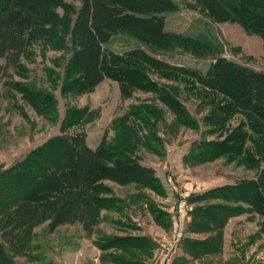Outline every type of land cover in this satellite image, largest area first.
<instances>
[{"label":"trees","instance_id":"trees-1","mask_svg":"<svg viewBox=\"0 0 264 264\" xmlns=\"http://www.w3.org/2000/svg\"><path fill=\"white\" fill-rule=\"evenodd\" d=\"M77 1L79 5L64 0H36V11L18 22L14 17L22 2L0 0V78H11L18 71L20 56L28 43L36 42L50 49H64L68 43L71 53L63 70L62 94L89 92L103 78H108L117 82L123 97L134 88L153 93L174 114L175 121L190 125L193 121L176 97L178 86L169 89L159 85L149 77L148 71L156 72L159 77L184 80L185 91L193 92L202 103L211 105L206 120L212 126L222 129L233 115L242 116L221 140L203 141L195 153L196 157H202L198 160L222 155L248 168L264 161V73L219 56L222 41L209 21L195 17L184 32L173 33L163 29L166 15L178 8L173 0ZM194 2L189 6L197 8L212 22H236L246 33L257 34L264 44V0H232L224 8H220L217 0ZM117 34L126 35L127 44L135 45L120 52L104 48L103 44ZM142 46L152 53L163 54L178 47L193 58L208 56L212 60L202 73L169 64L145 52ZM13 88L38 112H43L47 102L54 110L55 102L45 92L18 82H13ZM37 103H40L38 109ZM148 109L142 103L129 107L113 122L118 134L113 143L102 138L97 146L90 148L82 132L66 133L70 127L90 119L85 115L86 109L68 106L60 123V134L48 138L20 161L0 169V264H14L4 247L6 237L12 238L9 247L16 245L47 217L54 224L76 220L87 229L96 224L101 210H119L121 201L110 193L105 180L122 185L133 183L161 193L153 170L138 164L133 154L140 139L136 121L148 127L145 145L149 139L159 140L144 115L151 113ZM152 109L153 116L158 115L159 109ZM234 186L246 190L239 195L240 200L264 218V166L255 179ZM147 208L157 223L167 225L161 217L163 213L151 205ZM233 214L231 209L223 207L191 209L190 230L215 228L217 233L201 241L184 238L186 252L192 256L217 252L221 226L225 217ZM107 242L108 246L102 243L98 247L120 248L131 256L125 259L108 254L117 264H145L138 256L150 255L154 247L148 236L129 233L125 237L108 238Z\"/></svg>","mask_w":264,"mask_h":264},{"label":"rangeland","instance_id":"rangeland-1","mask_svg":"<svg viewBox=\"0 0 264 264\" xmlns=\"http://www.w3.org/2000/svg\"><path fill=\"white\" fill-rule=\"evenodd\" d=\"M19 1L22 2L21 10L14 17L18 22L23 16L32 15L36 11V0ZM64 1L79 5L77 0ZM229 1L232 0H217V3L220 8H224ZM173 2L178 4V8L164 18L165 31L184 32L195 17H201L211 23L222 41L223 48L219 56L264 73V44L257 34L246 33L236 22H212L197 8L189 6L195 4L194 0ZM128 40L126 35L117 34L103 45L104 48L120 52L135 45L130 42L127 44ZM142 49L169 64L196 69L202 73L212 60L208 56L193 58L178 47L166 54L152 53L144 46ZM70 53L68 43L64 49H50L30 42L20 56L18 71L14 72L11 78H0V169L20 161L48 138L60 134V123L68 106L85 108V115L90 119L70 127L66 133L82 132L86 145L94 148L102 138L113 143L118 135L113 125L114 120L123 116L132 105L142 103L151 111L150 114H143L148 117L153 126L150 130L159 140L149 139L145 145L144 136L148 135V127L136 121L140 139L136 142L133 154L138 164L153 170L161 193L133 183L122 185L105 180L110 193L121 201L119 210H101L96 224H91L87 229H83L81 222L76 220L54 224L51 218L47 217L33 226L29 233L22 237V241H17L16 248V245L9 247L12 238L6 237L4 247L12 262L117 264L108 254L113 253L125 259H130V254L112 246L100 249L98 245L105 243L104 245L108 246L107 239L111 237L144 233L154 243L150 255L137 253L146 264H264V218L252 212L240 200L239 195L245 194L246 190L234 186L241 181L255 179L260 167L264 166V161L259 162L256 167L248 168L222 155L208 160H198L202 157L195 155L197 149L202 147L203 141L221 140L242 116L233 115L222 129L212 126L206 120L211 105L202 103L193 92L185 91L184 80L182 82L159 77L153 71H148V75L154 82L166 85L169 89L170 86H178L176 97L193 123L187 125L175 121L174 114L148 91L134 88L130 95L123 97L117 82L108 78L102 79L89 92L73 96L62 94L60 85L65 61ZM13 82L32 86L50 95L55 102L54 110L48 102L43 112L35 110L15 91ZM194 84L197 86L196 82ZM36 107L38 109L40 103H37ZM152 108L159 109L158 115L153 116ZM245 144L250 147L248 141ZM179 200L190 205L191 209L223 207L234 212L233 215L225 217L221 226L217 252L198 253L195 256L187 253L183 245L184 238L201 241L215 235L217 229L190 230L191 209L186 213H177L175 207ZM148 205L153 206L160 214L163 213L161 217L166 226L153 219ZM79 208L81 209V206ZM74 214L72 216H75ZM174 223L183 230L184 236L169 249L166 257L155 258L159 243L170 240L169 231Z\"/></svg>","mask_w":264,"mask_h":264},{"label":"built area","instance_id":"built-area-1","mask_svg":"<svg viewBox=\"0 0 264 264\" xmlns=\"http://www.w3.org/2000/svg\"><path fill=\"white\" fill-rule=\"evenodd\" d=\"M190 209V205H187L183 200H179L175 207L177 213H186ZM169 233L170 240L159 243L158 252L155 258L166 257L169 249L175 246L177 242L184 236L183 230H181V228L176 223L171 226Z\"/></svg>","mask_w":264,"mask_h":264},{"label":"crops","instance_id":"crops-1","mask_svg":"<svg viewBox=\"0 0 264 264\" xmlns=\"http://www.w3.org/2000/svg\"><path fill=\"white\" fill-rule=\"evenodd\" d=\"M206 16V15H205ZM104 79V78H103ZM135 229V228H134ZM129 234H132V235H144V233H136V234H134V233H129ZM146 264V263H145ZM148 264V263H147ZM150 264H152V263H150ZM154 264H156V263H154Z\"/></svg>","mask_w":264,"mask_h":264}]
</instances>
